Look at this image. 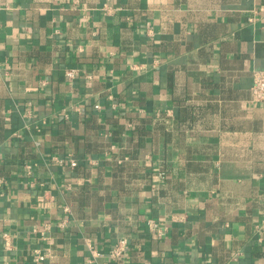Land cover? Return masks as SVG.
Wrapping results in <instances>:
<instances>
[{"label": "crops", "instance_id": "0c3cea01", "mask_svg": "<svg viewBox=\"0 0 264 264\" xmlns=\"http://www.w3.org/2000/svg\"><path fill=\"white\" fill-rule=\"evenodd\" d=\"M2 1L0 264H264V0Z\"/></svg>", "mask_w": 264, "mask_h": 264}, {"label": "built area", "instance_id": "2783aa9c", "mask_svg": "<svg viewBox=\"0 0 264 264\" xmlns=\"http://www.w3.org/2000/svg\"><path fill=\"white\" fill-rule=\"evenodd\" d=\"M3 8V1L0 0V10ZM256 18L252 17L249 18V21H255ZM66 76L69 79H74L77 76V70L75 69H70L66 73ZM252 95H253V100L257 102L264 103V71H255L253 74V85H252ZM96 109H100V105H96ZM71 166H76L77 163L74 161H71ZM27 169L29 170L28 172L31 173L33 170V167L31 165L27 166ZM148 226L150 229L157 230L158 235L161 237L164 234V231L159 228V224L154 221V220H149L148 221ZM48 229V227H46ZM6 247L7 249H11V243L6 236ZM128 250V240L123 238L120 239L115 246L113 247L111 253L112 257L116 259L122 258L125 253ZM95 252V251H94ZM34 259L36 262L43 261L45 259V254L41 253L40 251H36V254L34 256Z\"/></svg>", "mask_w": 264, "mask_h": 264}]
</instances>
